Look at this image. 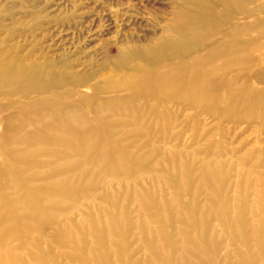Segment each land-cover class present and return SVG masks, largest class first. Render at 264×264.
I'll return each mask as SVG.
<instances>
[{"label": "rangeland", "instance_id": "1", "mask_svg": "<svg viewBox=\"0 0 264 264\" xmlns=\"http://www.w3.org/2000/svg\"><path fill=\"white\" fill-rule=\"evenodd\" d=\"M172 63L182 67L169 69ZM134 70L164 71L173 82L129 99L136 86L125 80ZM155 92L169 94L157 102ZM115 98L123 100L98 107ZM31 104L47 112L52 104L81 108L86 128L96 126L91 109L98 107L131 163H150L161 185H170V163L179 169L176 186L191 192L183 201L195 190L197 203L211 201L216 210L224 198L235 226L204 222L212 247L196 242L199 256L190 264H264V0H0L1 136L30 131L35 121L46 127ZM85 127L75 117L66 125L68 133ZM27 144L12 148L23 163L77 162ZM204 168L211 175L203 181ZM107 182L97 183L99 191L116 185ZM178 187L171 184L167 195ZM120 194L119 207L129 209L121 220L134 223L123 233L140 257L130 234L141 217ZM175 220L199 223L192 213Z\"/></svg>", "mask_w": 264, "mask_h": 264}, {"label": "bare ground", "instance_id": "2", "mask_svg": "<svg viewBox=\"0 0 264 264\" xmlns=\"http://www.w3.org/2000/svg\"><path fill=\"white\" fill-rule=\"evenodd\" d=\"M181 19H188L186 12ZM169 67L182 66L172 63ZM125 81L128 86H136L129 97L133 99L139 95L147 97V86L170 85L173 78L164 71L158 74L134 70ZM158 93L154 94L157 102L169 94ZM122 100L102 101L98 107L112 108L113 103ZM98 107L91 109L96 126L86 128L81 108L52 104L47 112L43 107L31 104V113L38 119H46V127L35 121L30 131L15 133L12 129L0 135L3 160L0 161V264H57L58 257L66 259L68 264H88L90 261L98 264H190V260L194 262L199 256L196 242L212 247L207 244L210 228L204 222L214 218L235 226V220L229 216L231 209L227 208L222 196H219L220 204L216 210L211 201L197 203L195 190L191 200L183 201L184 189L176 186L179 169L171 163L166 168L169 169V184L178 189L168 196L170 185L162 180V185L159 183L160 177L151 174L150 163H131L132 158L122 156L117 148L123 149L125 145L109 136L111 130L97 118ZM70 117L77 118L85 129L68 133L66 125ZM19 143L53 148L49 150L52 158L64 155L76 157L77 162L23 163V156L12 150ZM207 172L204 168L202 180L211 175ZM143 173L150 176L143 178ZM103 178L108 184L114 182L116 185L99 191L97 183ZM120 193L126 194V198L122 196L125 202L134 203L132 206L141 217L135 223L137 231L130 234L137 247L143 249L140 257H135L136 254L129 250V236L123 233L124 228L130 230L134 223L121 220L125 210L129 209L119 207ZM185 194L190 196L191 192ZM188 213L194 214L199 223L186 225L187 220L181 223L175 220V217L185 218ZM47 229L51 230V235L45 232ZM21 247L25 250L19 252ZM54 248L61 249L60 254H55ZM113 258L120 262L115 263ZM217 263L222 264V260Z\"/></svg>", "mask_w": 264, "mask_h": 264}]
</instances>
